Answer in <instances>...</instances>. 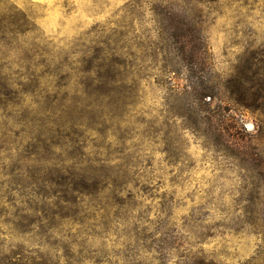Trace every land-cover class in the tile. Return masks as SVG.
<instances>
[{"label":"rangeland","instance_id":"rangeland-1","mask_svg":"<svg viewBox=\"0 0 264 264\" xmlns=\"http://www.w3.org/2000/svg\"><path fill=\"white\" fill-rule=\"evenodd\" d=\"M0 264H264V0H0Z\"/></svg>","mask_w":264,"mask_h":264},{"label":"trees","instance_id":"trees-1","mask_svg":"<svg viewBox=\"0 0 264 264\" xmlns=\"http://www.w3.org/2000/svg\"><path fill=\"white\" fill-rule=\"evenodd\" d=\"M206 90V89H205ZM205 90L204 91H200V92H198V94H197V96L201 99H205L207 96L208 97H210V95L209 94H207L206 92H205ZM204 92V93H203ZM211 96H213V95H211ZM244 97L245 96H243V97H241V99H243L242 101H244L245 99H244ZM211 99V98H210ZM245 107H246V105L245 104H243Z\"/></svg>","mask_w":264,"mask_h":264}]
</instances>
